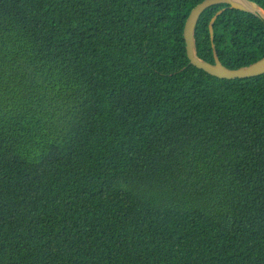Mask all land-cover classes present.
Here are the masks:
<instances>
[{"label": "trees", "instance_id": "obj_1", "mask_svg": "<svg viewBox=\"0 0 264 264\" xmlns=\"http://www.w3.org/2000/svg\"><path fill=\"white\" fill-rule=\"evenodd\" d=\"M203 0H0V264H264V74L189 63ZM264 9V0H249ZM264 57L205 9L196 54Z\"/></svg>", "mask_w": 264, "mask_h": 264}, {"label": "water", "instance_id": "obj_2", "mask_svg": "<svg viewBox=\"0 0 264 264\" xmlns=\"http://www.w3.org/2000/svg\"><path fill=\"white\" fill-rule=\"evenodd\" d=\"M217 4H227L230 9L256 14L264 20V9L249 0H203L191 9L183 27V38L185 42L186 56L189 63L194 67L205 71L209 75L220 79H243L264 74V57L247 66H242L236 69H230L221 64L213 44V23L215 19L224 11V9L217 11L209 21V34L213 50V63L204 61L197 56L194 37L196 23L199 16L205 9Z\"/></svg>", "mask_w": 264, "mask_h": 264}]
</instances>
